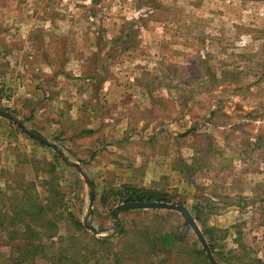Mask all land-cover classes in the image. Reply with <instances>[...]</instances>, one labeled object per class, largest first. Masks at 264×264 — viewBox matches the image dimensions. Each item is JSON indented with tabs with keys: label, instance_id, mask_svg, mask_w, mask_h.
Listing matches in <instances>:
<instances>
[{
	"label": "rangeland",
	"instance_id": "obj_1",
	"mask_svg": "<svg viewBox=\"0 0 264 264\" xmlns=\"http://www.w3.org/2000/svg\"><path fill=\"white\" fill-rule=\"evenodd\" d=\"M0 110L64 154L0 115V264H77L89 234L114 243L86 264L142 257L121 222L176 231L168 264H212L178 211L116 220L125 185L185 207L218 264H264V0H0ZM52 186L89 233L61 224L34 254L13 210Z\"/></svg>",
	"mask_w": 264,
	"mask_h": 264
},
{
	"label": "trees",
	"instance_id": "obj_2",
	"mask_svg": "<svg viewBox=\"0 0 264 264\" xmlns=\"http://www.w3.org/2000/svg\"><path fill=\"white\" fill-rule=\"evenodd\" d=\"M57 157H59V159L61 158L58 155ZM53 172L54 171L52 169L50 173ZM12 187L16 188L15 186ZM115 196L117 197V199L121 200L122 203H170L168 196L164 192L145 188H137L131 185L123 186L122 189L118 190ZM64 197L65 196L60 191L56 190V188H53L52 186L50 197L49 199H47V203L39 201L33 196H29L28 199L25 201L26 203L23 204L21 211L13 210L14 216L11 219V225H15L16 222L23 223L26 232H28L29 234L32 233V235L34 234L36 238H41L39 244H34L32 246V253H47L44 249L45 240L51 241L55 237H58L61 240L64 239V236L60 235L61 224H73L72 226H74L78 234H80L81 232L89 233V230L85 226V224H83L80 219L75 217V213L70 212L69 210H58L61 206L57 205V203L62 202ZM133 211H136V209L126 210L125 212L128 213ZM23 213L28 218H30L29 222L26 221L27 219H25V216L22 215ZM169 213L170 214L168 215H161L157 217V219H165L167 216L175 212ZM184 219L186 225L189 226V222L186 220L185 217ZM147 228L148 226L146 228L145 226L141 228L137 223L126 225L121 222V226L117 231V235L119 237H124L125 235L130 237V241L128 242V244L135 248L133 254H139L142 257L134 258L132 253L131 256H129L130 252L127 248L116 252H112V250L110 251L111 248H107L105 249V253L107 256L111 255V264H121L127 259H130L131 262L138 261V264H142L143 261L145 264H168L171 258V253L175 252L178 247V243L180 242V238L178 237L177 232L172 230L167 231L165 234H160L154 231L152 232V234L156 238H148V240H145L144 234H148L152 231L151 229ZM89 235V244L85 245L80 250L74 247H70V250H66L67 254H64V257L69 259V261L76 262L77 264H86L89 263V261H93L102 257L101 255H103L104 251L97 250V248H101L100 246L102 245H111L114 243L111 242L109 238H97L94 234ZM135 238L139 240L138 243L141 245L139 249H136V243L133 242V239ZM72 239L74 240V237H69V240ZM210 247L214 256L217 257L215 254V247L212 244H210ZM81 251H83L84 254H82ZM20 264H24V261L21 260Z\"/></svg>",
	"mask_w": 264,
	"mask_h": 264
},
{
	"label": "water",
	"instance_id": "obj_3",
	"mask_svg": "<svg viewBox=\"0 0 264 264\" xmlns=\"http://www.w3.org/2000/svg\"><path fill=\"white\" fill-rule=\"evenodd\" d=\"M0 115L5 117V118H8L9 120H12L13 122L19 124V126H21L22 128L25 129V125L21 121H19L15 116H13L12 114H10L6 111L0 110ZM25 130H27V129H25ZM28 132L31 136L37 138L38 140H40L41 142H43L47 145L53 147L62 157H64L63 152L58 148L57 145L45 140L42 136L37 135L34 132H31V131H28ZM77 166L79 167V165H77ZM86 180H87V183L91 189L90 209H92L93 202H94L93 184L91 183V181L87 177H86ZM132 209H167V210H173V211L180 212L186 218V220L189 222V224L192 226L193 230L197 234V236L200 239L201 243L203 244L212 264H218L217 261L213 257V254L211 252V248H210L209 244L207 243L203 232L201 231V229L197 225V223H196L195 219L193 218V216L191 215V213L185 207L180 206V205H175V204H169V203L131 202V203H125V204L118 206L116 208V210L114 211V218L117 220L119 218V214L121 212L126 211V210H132ZM90 229L94 233L99 232L94 227H90Z\"/></svg>",
	"mask_w": 264,
	"mask_h": 264
},
{
	"label": "crops",
	"instance_id": "obj_4",
	"mask_svg": "<svg viewBox=\"0 0 264 264\" xmlns=\"http://www.w3.org/2000/svg\"><path fill=\"white\" fill-rule=\"evenodd\" d=\"M39 111V110H38Z\"/></svg>",
	"mask_w": 264,
	"mask_h": 264
}]
</instances>
